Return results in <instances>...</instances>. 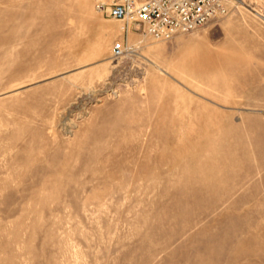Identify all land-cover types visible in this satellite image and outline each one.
<instances>
[{"label": "rangeland", "instance_id": "rangeland-1", "mask_svg": "<svg viewBox=\"0 0 264 264\" xmlns=\"http://www.w3.org/2000/svg\"><path fill=\"white\" fill-rule=\"evenodd\" d=\"M226 2L155 40L0 0V264H264V0Z\"/></svg>", "mask_w": 264, "mask_h": 264}, {"label": "built area", "instance_id": "built-area-1", "mask_svg": "<svg viewBox=\"0 0 264 264\" xmlns=\"http://www.w3.org/2000/svg\"><path fill=\"white\" fill-rule=\"evenodd\" d=\"M95 10L155 40H167L193 31L227 12L226 0H93ZM130 47L118 41L111 56L120 58Z\"/></svg>", "mask_w": 264, "mask_h": 264}]
</instances>
